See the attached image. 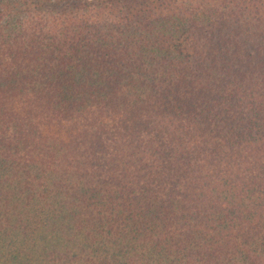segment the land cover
Here are the masks:
<instances>
[{"label": "trees", "instance_id": "trees-1", "mask_svg": "<svg viewBox=\"0 0 264 264\" xmlns=\"http://www.w3.org/2000/svg\"><path fill=\"white\" fill-rule=\"evenodd\" d=\"M0 264H264V0H0Z\"/></svg>", "mask_w": 264, "mask_h": 264}]
</instances>
